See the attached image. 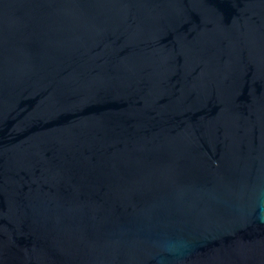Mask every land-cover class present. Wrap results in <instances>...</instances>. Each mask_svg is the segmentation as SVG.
<instances>
[{
  "label": "water",
  "instance_id": "obj_1",
  "mask_svg": "<svg viewBox=\"0 0 264 264\" xmlns=\"http://www.w3.org/2000/svg\"><path fill=\"white\" fill-rule=\"evenodd\" d=\"M262 200L264 0H0V264H264Z\"/></svg>",
  "mask_w": 264,
  "mask_h": 264
},
{
  "label": "clouds",
  "instance_id": "obj_2",
  "mask_svg": "<svg viewBox=\"0 0 264 264\" xmlns=\"http://www.w3.org/2000/svg\"><path fill=\"white\" fill-rule=\"evenodd\" d=\"M258 218L261 220V222H264V200H262L259 204ZM189 247L190 245L188 241L176 239L166 245L165 251L171 256L180 258L188 251Z\"/></svg>",
  "mask_w": 264,
  "mask_h": 264
}]
</instances>
